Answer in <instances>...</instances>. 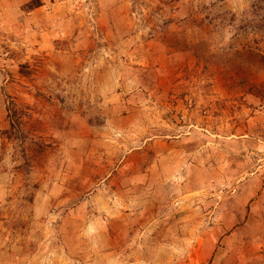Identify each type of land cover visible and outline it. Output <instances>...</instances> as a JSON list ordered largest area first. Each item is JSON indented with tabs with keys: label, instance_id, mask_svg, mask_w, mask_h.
<instances>
[{
	"label": "rangeland",
	"instance_id": "374dc122",
	"mask_svg": "<svg viewBox=\"0 0 264 264\" xmlns=\"http://www.w3.org/2000/svg\"><path fill=\"white\" fill-rule=\"evenodd\" d=\"M263 256L264 0H0V264Z\"/></svg>",
	"mask_w": 264,
	"mask_h": 264
},
{
	"label": "crops",
	"instance_id": "0c3cea01",
	"mask_svg": "<svg viewBox=\"0 0 264 264\" xmlns=\"http://www.w3.org/2000/svg\"><path fill=\"white\" fill-rule=\"evenodd\" d=\"M252 202L255 203V199L252 200V201H250L249 204L252 203ZM238 233H239V232L237 231V232H236V235H237V236H235L237 241H238V240H241V237L238 236ZM231 235H232V234H231ZM241 235H242V234H241ZM243 239H245V237H244ZM263 257H264V256H263Z\"/></svg>",
	"mask_w": 264,
	"mask_h": 264
}]
</instances>
